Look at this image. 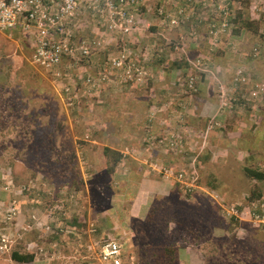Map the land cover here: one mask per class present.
I'll list each match as a JSON object with an SVG mask.
<instances>
[{
	"label": "rangeland",
	"instance_id": "obj_1",
	"mask_svg": "<svg viewBox=\"0 0 264 264\" xmlns=\"http://www.w3.org/2000/svg\"><path fill=\"white\" fill-rule=\"evenodd\" d=\"M233 1L230 7L237 9L238 4L236 0ZM255 23L264 27V22ZM145 25L147 24L143 21L141 27ZM10 34L12 36L8 38L7 33H0V173L3 170L12 177L18 193L16 198L6 197L7 202L11 199L16 202L17 213L8 223H0L2 232H5L0 234V246H6L5 250L0 251V264H22L10 260L13 252L32 254L33 260L23 264H98L96 250L92 246L93 240L98 239L95 229H100L102 234L118 235L127 227L125 216L134 197V193L126 188L128 175L141 176L143 169H146L151 180L163 179L162 173L154 171L153 166L169 169L173 175L176 172L187 175L185 172H189V164L196 170L194 184L199 188L191 190L197 196L203 192L205 197L209 195L211 198L207 196V199L198 200L204 209L197 210L200 219L197 218L196 221H192L190 216L179 214V211L185 210L183 206L172 204L176 208L171 210L169 216L172 215L178 224L171 227L169 235L156 234L154 246L159 248L160 244L164 245L169 241H175V246L181 245L180 239L184 233H179L177 227L181 226L189 231L201 232L199 244L203 250L214 254L209 258L212 263L221 260V264H264V227L259 225L260 228L257 229L255 224L247 222L246 209L242 215L235 212L239 224H232L231 228L227 219H224L225 222L219 221L221 213L228 218L234 212L233 206H244L251 191L258 192L260 199L264 201V180L251 181L242 172L243 168L250 167L264 171V139L255 158L249 154L234 153L229 150L233 145L223 144H227V141H223L221 137L228 139L222 133L221 124L211 119L206 124H200V132L204 130L206 135L187 139L181 152L173 154L160 145L157 150H161L163 154L157 153L159 156L153 160L150 154L148 159L141 161L140 151L145 146L141 145L140 137L135 140V144H131L134 138L130 136L128 128L122 133L118 129L117 132H111L107 124H154L160 130V126L165 128V124L171 122L186 126L188 123L184 103L174 113L149 112L150 104H162L164 98L161 96L158 101L146 99L149 105L145 113L136 111L140 108L137 106L144 101L135 92L140 90V94L145 95L147 88L139 87L148 83L147 78L146 83L138 86L128 83V87H132V94L127 92L129 94H125L126 97L114 94L105 98L103 91L97 95L90 93L88 87L80 82L76 87L69 88V95L72 90L80 91L77 97H71V106H67V96L62 89L60 88L61 96L54 90L56 82H52L47 74L30 64V49L22 43L23 39L15 32ZM213 50L210 47V51ZM175 51L171 48V54H175ZM177 54L180 57L186 56L181 51ZM252 58L255 59L256 56ZM182 62L185 72L180 90L183 96L195 95L198 87L204 84L201 83L203 77L209 86L208 94H214L215 101L218 100V105L221 104V113L226 108L224 104L232 108L234 99L227 97L229 93L221 81V70L210 72L205 58H193L190 63ZM69 71L73 73L71 78L76 80L80 75L95 76L96 73L88 59ZM242 74L240 69L236 70L231 74V82L246 88L247 78ZM241 76L245 77L246 82H240ZM13 78L16 81L12 82ZM189 78L194 80L195 91L192 94L187 88ZM260 84L264 86V82L256 85ZM115 87L122 90L124 86L117 84ZM252 88L253 86L249 89ZM263 94L264 91L258 97ZM121 99L129 110L135 111L106 113L108 100L112 102ZM25 107L27 110L24 111ZM162 135L163 138L167 136L164 131H159L155 137L161 140ZM262 135L263 129L258 133L260 139ZM90 139H94V144H90ZM221 145L228 149L221 151ZM104 148L108 150L105 157L101 151ZM152 148L153 146H149L150 150L147 152H152ZM126 150L129 153V156L124 157L126 162L122 158L112 166L116 154L123 155ZM106 168H111L112 173L106 172ZM169 179L174 187L179 185L182 188L173 177ZM75 181L79 183L73 187ZM207 182L215 186L213 191L204 187ZM151 194L153 192L150 196ZM175 196L176 194L170 196L171 202L175 201ZM210 205L219 207L217 214L211 211ZM49 211L51 220L47 217ZM18 213L21 218L15 221ZM72 220L75 225L68 223ZM134 224L131 226L135 230L137 226ZM222 224L227 226L223 230ZM153 226L143 224L144 229ZM161 237L165 239L156 243ZM132 238L130 232L129 239ZM133 240L135 241L134 238ZM124 242L125 248H128L130 242ZM67 247L69 249L66 250ZM219 249L221 259L218 257ZM231 258L237 259L230 262Z\"/></svg>",
	"mask_w": 264,
	"mask_h": 264
},
{
	"label": "crops",
	"instance_id": "obj_2",
	"mask_svg": "<svg viewBox=\"0 0 264 264\" xmlns=\"http://www.w3.org/2000/svg\"><path fill=\"white\" fill-rule=\"evenodd\" d=\"M162 2L160 3L158 0H146L137 7L136 19L139 23L145 21L147 25L143 28L140 26V28L132 32L129 37H121L117 34H106L103 27L99 26L98 23L90 22L88 24L85 35L89 36L93 34L92 37L102 40V48L93 51L94 53L88 58V61L96 70L95 76L98 77L102 75V82L105 83L98 91H95L94 94L97 95L99 92L103 91L105 98L108 95L111 96L114 94L126 97L125 94H129L127 92H131L132 94V87H124L122 90L116 89L115 86L120 84L118 83L119 80L112 75L111 72L113 71H111L107 64L108 56H113L123 49L129 54L132 60L142 65L148 72V83L144 87H139L141 89L147 88V90L144 91V94L147 95L140 94V90L135 92L138 95L137 97L144 101V103L137 106L140 108L136 109V111L139 110L145 113L149 105L146 99L150 98L153 102V100L158 101V97L162 96L164 98L162 104H150L149 112L159 111L174 113L175 110L184 103L186 108L185 112L187 113L186 119L189 126H178L175 122H171L170 124H165V128L160 126L162 127V130H160V128L154 124H107L109 130L111 132H113V130L117 132L118 129L121 130L122 133L128 128L131 132L130 136L134 138V141L130 142L131 144H135V140L140 137L141 145L145 146L144 150L140 151V160L144 161L148 159L150 154L152 160L157 158V156H159L157 153H162L161 150H157L160 148V145L163 146L165 151H170L165 148V144L168 142L169 137L180 140V143L173 149L172 153L176 154L177 152H181L187 139L202 138L206 135L204 130L200 132V124H206L209 120L213 119L214 122L221 124L222 133L224 137L228 139L226 140V138L221 137L223 141H227V144H223L234 146L233 148H229L230 151L246 155L249 154L250 157L252 156L255 158L256 154L259 152V148L262 147V141L264 139V135L261 136V139L258 136L259 131L262 129L264 130V94L256 100H252L249 98L248 92L250 87L264 82V27L253 21L250 24L249 32L241 29L236 35L232 36L229 35L230 28L228 27L227 31L221 33L217 39L212 41L211 36H208L209 25L214 24L217 27L219 16L207 13L210 7L207 0H174V2ZM159 5L163 8V15H157L158 12L156 10ZM180 9L183 10V12L178 15V10ZM235 11L236 8H232L229 21L231 17H233ZM170 18L176 19L177 24L170 26L168 24ZM84 21H86V19L83 20V22ZM235 28V25H233V29ZM208 45L214 50L210 51ZM171 48L176 50L175 54H171ZM253 50H256V52L254 53ZM180 51L184 52L186 56L180 57L179 54H177ZM255 56V59L252 58ZM193 58L207 59L210 72L221 70V81H223L229 93L227 97H232L234 99L232 108L224 104L226 108H224L221 113L220 110L222 106L221 104L218 105V100L215 101L214 94H208L209 86L207 82H205L206 78L203 79V77L201 78V83L204 84L198 87L195 95H182L180 82L185 72L182 60L187 63ZM100 68L102 69L99 70ZM238 69H240L243 72L242 75L247 78V82L245 77L241 76V78H239L241 81L245 80L246 88L232 84L231 82V74L235 73ZM70 79L74 84L76 79ZM60 88L61 84L56 82L54 90L59 96H61ZM79 91L80 90H72L71 95H69L70 99L72 96L74 98L77 97ZM94 94L91 95L93 96ZM107 103V107H105L107 109L106 113L108 114H123L129 111H135L129 110L122 99L112 102L108 100ZM25 110H27L26 107L24 108V111ZM127 119H129L128 116ZM159 131H164L167 136L163 138L162 135L161 140L156 139L155 136ZM90 141V144H94L92 142L94 139H90ZM149 146H153L151 149L152 152L150 151V153L147 152L150 150ZM222 146L224 145H221V151L228 149V147ZM75 151L77 152V150ZM78 152L77 154L80 155V152ZM119 153H122V151ZM123 153L122 158L125 160L124 157L126 155L129 156V153L127 150ZM148 164L150 165V163ZM142 168L143 166L141 169ZM143 170L141 174L143 179L139 182L137 190L143 193L147 199L152 196V194L150 196L152 192L164 194L170 191L173 185L170 180H151L146 169ZM188 170L189 172H184L194 177L196 170L193 169L192 164H189ZM2 173L6 174L3 170ZM10 179L8 181L11 185L8 186V190L6 191L2 189L5 182L0 181V213L7 207L8 203L6 199L12 197L16 198V194L18 193L16 186L12 182V177H10ZM146 202H148V200H146ZM145 208L146 203H144V201L138 202L136 205L138 213L141 212L142 209L145 210ZM131 210H134V203L132 202L125 216L128 220L133 217ZM50 213L49 211L47 217L51 220L52 216ZM18 218H21L19 213L15 221H17ZM138 218H140V216H138ZM12 226H14V223ZM2 233L5 232H2V228H0V234ZM65 249L67 250L69 247Z\"/></svg>",
	"mask_w": 264,
	"mask_h": 264
},
{
	"label": "built area",
	"instance_id": "obj_3",
	"mask_svg": "<svg viewBox=\"0 0 264 264\" xmlns=\"http://www.w3.org/2000/svg\"><path fill=\"white\" fill-rule=\"evenodd\" d=\"M146 0H0V33L11 32L24 39L31 49L30 64L38 70L47 74L52 82H59L61 89L69 101V88L76 87L80 82L88 87L92 93L98 91L102 86L103 76H78L73 84L69 70L73 66L88 59L94 52L102 48V40L86 36L85 31L90 22L102 26L106 34L129 37L141 23L136 19L137 7ZM159 2H174V0H158ZM210 7L207 13L219 16V23L209 25L208 34L213 40L219 33L227 31L229 27V16L233 2L226 0H207ZM157 15H163L162 6L156 10ZM183 10H178L180 15ZM248 16L253 21L264 22V0H250ZM83 22V20H85ZM170 26L177 24V20L170 18ZM221 35V34H220ZM107 64L119 83L143 84L148 78V72L142 65L132 60L123 49L113 56L107 57ZM242 82V81H240ZM187 88L190 94L195 91L194 80L189 78ZM73 85V86H71ZM264 91V86L255 85L249 92V97L256 99ZM221 103V101H220ZM226 103V102H225ZM216 124V123H213ZM180 140L169 137L165 144L167 150L173 151ZM152 169L162 173L163 179L170 180L173 177L185 190L199 189L195 186V177L176 172L174 175L169 169H160L153 166ZM9 177V178H8ZM10 175L0 173V181H4L3 191L10 186ZM11 180V179H10ZM171 181V180H170ZM5 212L0 213V223L6 224L11 221L17 213L14 200L7 202ZM231 215L237 218L235 212ZM247 222L256 226L264 227V202L252 203L249 212L246 213ZM6 246L1 245L0 251ZM95 258L99 264H121L120 250L117 242L113 240L101 244L95 252Z\"/></svg>",
	"mask_w": 264,
	"mask_h": 264
},
{
	"label": "trees",
	"instance_id": "obj_4",
	"mask_svg": "<svg viewBox=\"0 0 264 264\" xmlns=\"http://www.w3.org/2000/svg\"><path fill=\"white\" fill-rule=\"evenodd\" d=\"M226 1L230 2L233 0H226ZM236 2L238 4V7L234 12L233 17H231L229 21L230 36L236 35V33H238V31H240L241 29L243 31L249 32L250 31L249 27L251 26L250 24L253 22V20H251V18L247 15L250 0H244V2L243 0H236ZM245 3H246V7H245ZM242 7H245V9H242ZM233 25H235L236 27L235 29H233ZM22 41H23L22 43L25 44V46H27L30 49L27 42L24 39ZM30 55H31V49H30ZM14 81L16 80L13 78L12 82ZM104 84L105 83L103 82L102 85ZM121 85H123L125 88L128 87V83H121ZM101 151H102V155L105 157L108 150L104 148ZM101 151L99 152L100 154ZM121 160H122V155L116 154L112 166H115L116 163L118 164L119 161ZM105 171L106 172L109 171V173H112L111 168L109 169L106 168ZM242 172L244 176L251 181L261 182L264 180V171L259 170L258 168L255 167L243 168ZM142 179H143L142 175L135 177L132 174L128 175L126 179V181L128 182L126 188L130 192L134 193L133 200H131V202L134 203V210H131L133 217L129 220L125 218V220L128 222L127 227H124L123 228L124 231L118 235H112L109 233L102 234L100 232V229H95L98 238L97 240H93L92 242V246L95 248V250L101 244L110 241L113 238V240L117 242V244L119 245L121 264H221V260H217L216 263L210 262L209 258L211 256H214V254H210L209 251L203 250L201 248L199 244V240L202 237V234L200 231H196V230L189 231L186 230L185 227L177 226L179 227L178 230L179 233L180 232L184 233V235H182L183 237L180 239L181 245L175 246L174 244L176 243L175 241H169L166 242L164 245L160 244L159 248L154 246L155 245L154 237L156 236V234L161 236H163V234L169 235L172 231L170 230L171 227H176V225L178 224L173 220L172 215L169 216L171 210L174 211L176 208L172 204L176 203L178 205L183 206L185 210L179 211V214L185 217L190 216V219L192 221H196L197 218L200 219L197 210L204 209L203 207H201V204L200 202H198V200H202L203 198L207 199V196L209 195L206 194L207 196L205 197L204 196L205 193L203 194L202 192V194H199L197 196L194 190H185L182 187L184 189L183 190L182 188L179 187V185L174 187L173 184L168 193H164V194L153 193L152 197L151 198L148 197L147 199V197H145L143 193L137 190L139 186V182ZM78 183L79 181L73 182V187H76ZM177 187L179 190L177 189ZM204 187L212 191L213 189H215V186L210 182H207ZM175 194H176L174 198L175 201L171 202L170 196H173ZM146 200H148V202H146ZM143 201L144 203H146V208L145 210L142 209L141 212L138 213V209H136V205L138 202H143ZM244 202H245L244 206L241 207L233 206L232 210L242 215L244 209H246L249 212V208L252 205V203L254 202L258 203L264 201L260 199V194L258 192L255 193L251 191L248 197H246ZM221 206H223L222 203ZM210 209L212 212L215 211L217 214L219 207L218 206L216 207L215 205H210ZM138 216H140V218H138ZM224 219L228 220L229 228L233 226L232 224L235 225L239 224V221L234 216L231 215L228 216L227 218V216H223V214L221 213V220L219 221L225 222ZM68 223L75 225L74 220ZM133 223H135L134 225L137 226V229L135 230L132 229L131 226V224ZM144 223L154 226L147 227L144 229L143 228ZM184 226H186V223L184 224ZM225 227L227 226H225V224H222L221 229L223 230ZM256 228L258 229L260 227L257 226ZM130 232L132 233V237L135 239V241L133 240V238L129 239ZM52 238L55 239V237ZM164 239H165L164 237H161L159 242L156 243H161ZM125 240L130 242V246L128 248H125V242H124ZM186 245H188V247H186ZM218 257L221 259V249H219ZM224 258H226V256H224ZM236 259L237 258H231L229 260L230 262L231 261L235 262ZM10 260L14 263H22V264L30 263L33 260V256L32 254H18L13 252L10 254Z\"/></svg>",
	"mask_w": 264,
	"mask_h": 264
}]
</instances>
